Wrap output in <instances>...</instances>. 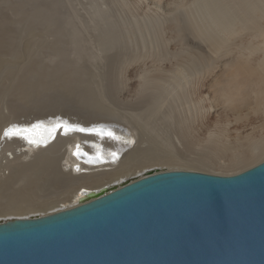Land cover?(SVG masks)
Wrapping results in <instances>:
<instances>
[{
	"label": "bare ground",
	"instance_id": "obj_1",
	"mask_svg": "<svg viewBox=\"0 0 264 264\" xmlns=\"http://www.w3.org/2000/svg\"><path fill=\"white\" fill-rule=\"evenodd\" d=\"M58 3L59 0H0V221L41 217L73 208L85 193L103 187L111 190L150 172L181 170L230 176L209 170L222 172L229 169L228 172L235 171L231 173L233 175L264 161V135L257 139L246 135L231 142L224 133L218 132L210 134L202 145L198 142L193 155L190 150L186 155H180L179 145L182 144L185 153L190 137L181 125L182 131L173 133L172 127L168 128L169 123L174 121L179 106L186 105L187 111L191 108L188 121L201 109L192 103L191 92L181 81L183 77L176 81L174 77L164 80L147 73L140 76L138 93L144 107L139 109L143 113L135 114V123L134 115L133 128L128 131L121 121L115 120L112 114L106 115L99 107L100 110L88 108L94 109L91 112L87 108L84 109L88 112L66 110L68 114L78 112L86 116V123L81 119L72 120L50 106L45 107L40 99L46 94L75 90L81 97L87 93V87L78 75L82 70L78 62L64 59L67 39L76 43L78 57L83 53L82 35L79 29H72L73 26L67 31L65 23L58 20ZM189 7L194 14L191 12L192 16L188 17L191 21H187L196 38L214 55L224 58L222 83L219 88L213 87L214 94L226 109L235 112L244 103H249L255 114L264 117V0H194ZM99 14L97 12L96 16L101 18ZM112 30L102 32V40L108 45L114 44ZM46 34L53 40H45ZM42 35L44 39L40 40ZM23 37H38L37 42L41 43L38 49L46 50L41 53H49L52 61L57 60L56 68L53 70L41 62L31 61L23 69H15L10 65L12 62L5 61L6 56L13 60L23 58L16 47ZM33 43L29 41L25 45L27 54L34 47ZM200 67L199 71L203 73L205 70L213 72L217 66L209 63ZM65 70L64 75H58ZM3 102L6 109L9 108L7 115L1 110ZM51 111L57 113L58 120L36 119L32 127H12L10 134L4 132L21 115L50 114ZM100 118L114 122V125L102 123ZM156 120L164 123L157 124ZM56 128H60L59 131Z\"/></svg>",
	"mask_w": 264,
	"mask_h": 264
},
{
	"label": "water",
	"instance_id": "obj_2",
	"mask_svg": "<svg viewBox=\"0 0 264 264\" xmlns=\"http://www.w3.org/2000/svg\"><path fill=\"white\" fill-rule=\"evenodd\" d=\"M107 189L0 221V264H264V161L230 176L150 172Z\"/></svg>",
	"mask_w": 264,
	"mask_h": 264
},
{
	"label": "rangeland",
	"instance_id": "obj_3",
	"mask_svg": "<svg viewBox=\"0 0 264 264\" xmlns=\"http://www.w3.org/2000/svg\"><path fill=\"white\" fill-rule=\"evenodd\" d=\"M193 1L59 0L60 3H58L56 9L58 20L61 19L60 22L62 21V24L65 23V29L67 31H70L72 26V29H79L78 31L83 39L80 45L85 48L83 53L79 54V58L75 53L76 43L67 39V54L64 59L65 61L74 60L78 62V66L83 70L78 75L84 86L86 85L87 88H85V91L87 93L84 96L82 94L80 97L81 93L75 90L72 93L68 91L64 93L58 90L59 92H54L48 95L49 97L46 94L40 99L45 104L44 106H50L54 110H60L57 112L66 114L72 120L81 119L84 123H86L84 120L86 116H82L78 112L68 114L66 110L70 108V110L72 108L74 110L87 108L88 110V108L99 107L101 111L103 110L102 112L105 111L106 115L112 114L111 116H114L113 118L115 120L121 121L120 123H122L124 129L126 126L128 131V128L132 129L134 123L137 121L136 115L138 113L141 115V112L143 113V110L140 109H143L144 104L141 103L138 93L140 76L147 73L151 77L162 78L164 80H169L174 77L176 81L181 80V77H183L181 81L183 84H187H184V86L191 92L190 99L192 103L201 109L196 112L195 117L192 116L188 121L187 119L191 114L189 113L191 108L187 111L185 109V107L188 108L186 105H183L182 108L179 106L177 108L179 110H176V117L180 120H177L175 117L174 121L169 123L170 126L168 128L172 127L169 129L173 133L174 131L179 133L185 127L188 132L187 136L188 138L190 137L186 143L185 153H183L184 150L182 151L183 148L180 146L182 144L179 145L181 150L180 155H186L189 153L188 150L193 155L198 142L202 145L210 134L218 132L224 133L226 139L231 142L246 135L256 139L264 135V125L262 124L264 117L255 114L249 103H244L234 112L226 109L214 94L213 87L219 88L222 83L221 68L224 58L218 54L214 55L204 43L196 38L189 24L191 20L188 19L189 16H192L191 12L193 10L191 8L192 6L189 7V4ZM180 3L182 5H179ZM97 12L100 13V16L102 15L101 18L96 16ZM174 20H177L178 22L176 23L180 24L177 25ZM112 28L114 30L113 35L115 36H113V39L115 38L116 40L112 39V43L114 44L108 45L105 40H102V32L105 29L106 31L107 29L111 31ZM37 38L29 39V37H23L19 39L21 46L27 45V42L30 41L32 43L35 42L36 47L33 43L34 47L32 46L30 53L27 54V47H19V43H17L16 47L22 53L21 56L23 58L13 60L9 56H6L4 60L12 62L10 65H14L16 67L15 69H23L28 62L34 61L35 63L41 62L40 64L53 68L54 70L56 68L55 66H57V60L54 59L55 61H52V56L49 53L45 54L47 52L46 50L41 51L43 49H38L41 43L37 42L39 41V38ZM47 38L49 41L53 40L50 34H46L45 40ZM41 39H44L43 35ZM22 41L24 42L22 43ZM29 59L30 61H27ZM209 63H215V67L217 66L213 72L205 70L202 71L203 73H200V66ZM67 71L69 70L67 69ZM67 71L65 70L58 75H64ZM177 74H179L178 79L176 78ZM149 92L151 93L152 91ZM86 96L88 99H86ZM108 99L110 100L108 101ZM201 100L203 102L199 106ZM142 102L144 101L142 100ZM95 104L97 107L94 106ZM8 109H6L5 104L2 106L1 110H3V115L8 114ZM85 109L84 111L86 112L94 111V109H89L88 111ZM33 113L31 116H26L29 113L21 115L19 117L20 119L17 120L25 121L31 117L39 118L45 115L57 116V113L52 111L49 112L50 114ZM134 115L135 120L133 119ZM104 119L100 118V121L114 125V122L112 123ZM124 119L131 121H124ZM132 121L134 122L133 124ZM127 122L131 124L128 126ZM156 123L160 124L164 122L156 120ZM186 123L187 125H185ZM175 128H179V130ZM193 143H195L194 147L192 146ZM224 158L227 159L228 157ZM228 170H223L222 172L217 170L209 171L215 174L222 173L227 175L235 173V171L228 172Z\"/></svg>",
	"mask_w": 264,
	"mask_h": 264
},
{
	"label": "clouds",
	"instance_id": "obj_4",
	"mask_svg": "<svg viewBox=\"0 0 264 264\" xmlns=\"http://www.w3.org/2000/svg\"><path fill=\"white\" fill-rule=\"evenodd\" d=\"M35 120H36V119H35ZM35 120L30 119L29 121H28V120H25V121H23V122H16V121H13V122H11L9 125H11L12 127H17L18 129H21V128H24L25 126H27V124H28L30 121L34 122ZM45 120H47V119H45ZM47 121H48V120H47ZM35 122H36V121H35ZM12 127H10V129H11Z\"/></svg>",
	"mask_w": 264,
	"mask_h": 264
},
{
	"label": "snow or ice",
	"instance_id": "obj_5",
	"mask_svg": "<svg viewBox=\"0 0 264 264\" xmlns=\"http://www.w3.org/2000/svg\"><path fill=\"white\" fill-rule=\"evenodd\" d=\"M81 130H83V129H81ZM9 131H11V130H9ZM6 134H8V133H6Z\"/></svg>",
	"mask_w": 264,
	"mask_h": 264
}]
</instances>
